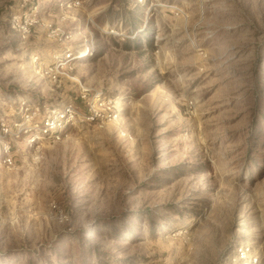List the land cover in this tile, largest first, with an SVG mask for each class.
<instances>
[{"label": "rangeland", "instance_id": "1", "mask_svg": "<svg viewBox=\"0 0 264 264\" xmlns=\"http://www.w3.org/2000/svg\"><path fill=\"white\" fill-rule=\"evenodd\" d=\"M22 1L0 0V122L22 95L85 112L68 76L121 112L0 135V264H264V0H39L27 40ZM89 44L60 83L38 69Z\"/></svg>", "mask_w": 264, "mask_h": 264}, {"label": "built area", "instance_id": "2", "mask_svg": "<svg viewBox=\"0 0 264 264\" xmlns=\"http://www.w3.org/2000/svg\"><path fill=\"white\" fill-rule=\"evenodd\" d=\"M37 1V3H35ZM63 6V4H62ZM19 9L11 13L9 23L11 29L22 40H27L36 28L42 24L39 9V0H23ZM51 27V25L49 26ZM91 44L85 50L76 53L53 54L52 66L38 63V69L50 77L54 82L61 81V69L70 67L75 58L88 55L93 51ZM75 83L78 98L85 103V112L81 110L71 98L59 99L51 102L46 99H31L27 95L18 97L16 116L9 122H0L1 136L21 138L26 148H33L45 139L53 142L62 140L69 130L79 121L94 123L116 119L120 114V107L112 105V101L103 93H92L91 89L83 84L78 77L68 76ZM4 162L12 164V147L3 143ZM236 260L242 264H261V259L251 246L240 245L236 249Z\"/></svg>", "mask_w": 264, "mask_h": 264}]
</instances>
